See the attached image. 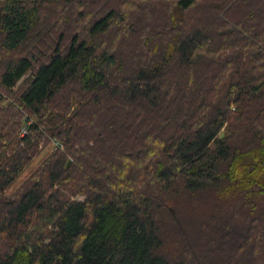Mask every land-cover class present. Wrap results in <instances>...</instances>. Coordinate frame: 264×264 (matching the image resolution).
<instances>
[{
    "label": "trees",
    "instance_id": "trees-1",
    "mask_svg": "<svg viewBox=\"0 0 264 264\" xmlns=\"http://www.w3.org/2000/svg\"><path fill=\"white\" fill-rule=\"evenodd\" d=\"M0 264H264V0H0Z\"/></svg>",
    "mask_w": 264,
    "mask_h": 264
},
{
    "label": "rangeland",
    "instance_id": "rangeland-1",
    "mask_svg": "<svg viewBox=\"0 0 264 264\" xmlns=\"http://www.w3.org/2000/svg\"><path fill=\"white\" fill-rule=\"evenodd\" d=\"M51 150L52 147L43 150V152L35 159L33 165L29 168V170L25 173V175L16 183L14 189H16L18 185H20L24 181V179H26V177L29 176V174H31L39 166V164L42 163L47 158Z\"/></svg>",
    "mask_w": 264,
    "mask_h": 264
}]
</instances>
